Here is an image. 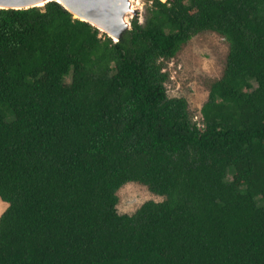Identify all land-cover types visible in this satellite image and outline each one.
Listing matches in <instances>:
<instances>
[{
  "label": "trees",
  "instance_id": "1",
  "mask_svg": "<svg viewBox=\"0 0 264 264\" xmlns=\"http://www.w3.org/2000/svg\"><path fill=\"white\" fill-rule=\"evenodd\" d=\"M114 42L56 2L0 9V264H264V0H146ZM228 44L201 121L164 62ZM158 196L132 214L117 191Z\"/></svg>",
  "mask_w": 264,
  "mask_h": 264
},
{
  "label": "rangeland",
  "instance_id": "2",
  "mask_svg": "<svg viewBox=\"0 0 264 264\" xmlns=\"http://www.w3.org/2000/svg\"><path fill=\"white\" fill-rule=\"evenodd\" d=\"M148 3L146 0H134L133 7L138 10L136 17L141 22ZM227 52L228 44L224 38L213 32H202L183 45L172 59L164 62V70L169 75L165 84L167 95L185 98L196 123L201 121L200 108L207 99L210 84L222 75ZM117 196L118 213L129 215L146 201L163 200L137 182L123 185ZM6 207L0 202V215Z\"/></svg>",
  "mask_w": 264,
  "mask_h": 264
},
{
  "label": "water",
  "instance_id": "3",
  "mask_svg": "<svg viewBox=\"0 0 264 264\" xmlns=\"http://www.w3.org/2000/svg\"><path fill=\"white\" fill-rule=\"evenodd\" d=\"M34 2L35 0H0V9L20 10L22 8L19 5ZM133 3L134 0H63L58 4L72 14L73 18L90 24L116 42L122 32L130 28L132 17H136L138 10L133 7Z\"/></svg>",
  "mask_w": 264,
  "mask_h": 264
},
{
  "label": "snow or ice",
  "instance_id": "4",
  "mask_svg": "<svg viewBox=\"0 0 264 264\" xmlns=\"http://www.w3.org/2000/svg\"><path fill=\"white\" fill-rule=\"evenodd\" d=\"M49 0H35V2L33 4H22L19 5L18 7L22 8V9H28V8H39L41 6H44L45 4H48ZM57 3H62L63 0H56Z\"/></svg>",
  "mask_w": 264,
  "mask_h": 264
},
{
  "label": "crops",
  "instance_id": "5",
  "mask_svg": "<svg viewBox=\"0 0 264 264\" xmlns=\"http://www.w3.org/2000/svg\"><path fill=\"white\" fill-rule=\"evenodd\" d=\"M0 202H1V203H3V204L5 205V207H6L7 203H5V202H2L1 200H0ZM4 209H5V208H4Z\"/></svg>",
  "mask_w": 264,
  "mask_h": 264
},
{
  "label": "built area",
  "instance_id": "6",
  "mask_svg": "<svg viewBox=\"0 0 264 264\" xmlns=\"http://www.w3.org/2000/svg\"><path fill=\"white\" fill-rule=\"evenodd\" d=\"M165 1V0H164Z\"/></svg>",
  "mask_w": 264,
  "mask_h": 264
}]
</instances>
